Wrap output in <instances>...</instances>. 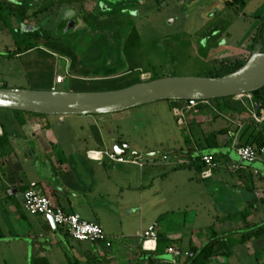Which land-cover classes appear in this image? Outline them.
<instances>
[{
  "label": "crops",
  "instance_id": "crops-1",
  "mask_svg": "<svg viewBox=\"0 0 264 264\" xmlns=\"http://www.w3.org/2000/svg\"><path fill=\"white\" fill-rule=\"evenodd\" d=\"M1 1L22 6L29 23L39 7H49L46 20H73L63 32L75 29L79 20H96L103 10L125 20L126 36L153 13L119 7L114 0ZM21 16H16L19 23ZM133 18L139 21L133 24ZM166 18L172 24L178 20L172 14ZM227 46L209 45L208 61L218 54L220 64L244 59L250 44L238 51ZM64 58L67 68L71 63ZM56 74L47 89H54ZM153 75L144 70L138 79ZM153 105H169L177 118L181 110L189 113L188 134L179 124L165 130L174 124L150 113ZM184 106L161 100L142 111L110 114L24 112L12 114L11 128L0 124V264H196L191 256L208 244L220 251L209 264H264V163L244 161L236 150L251 142L252 114L261 108L247 95ZM78 118L87 122L71 123ZM114 142L122 148L127 144L125 160L112 158ZM205 154L217 162L209 176H204ZM32 182L57 208L99 223L111 244L76 240L58 224L55 229L48 216L32 214L24 197ZM153 223L159 239L147 240L148 247L141 234ZM170 246L183 254L175 257Z\"/></svg>",
  "mask_w": 264,
  "mask_h": 264
},
{
  "label": "rangeland",
  "instance_id": "rangeland-1",
  "mask_svg": "<svg viewBox=\"0 0 264 264\" xmlns=\"http://www.w3.org/2000/svg\"><path fill=\"white\" fill-rule=\"evenodd\" d=\"M228 1L231 0H120L119 7L138 6L143 13L153 12L141 20L137 31L126 36L123 35L125 20L103 10L96 20H79V25L67 32H63L64 23L56 26L57 20L48 23L43 20L45 24L37 35H32L26 30L35 19L29 23L22 15L24 19L17 22L22 6L15 5V9L12 3L1 1L0 87L47 90L56 72L66 76L64 87L77 92L125 88L137 83L144 70L151 71L155 77L214 76L221 67L222 57L218 54L212 62L208 61L209 45H228L238 51L249 43L247 55L255 48V39L264 45V0H239L232 4ZM171 14L178 19L174 24L166 18ZM40 16L44 13L36 17ZM136 20L129 21L135 24ZM31 45L34 47L31 50L18 53ZM64 57L71 63L67 68ZM217 102L223 101L218 98ZM142 106L134 108L142 111ZM157 106L153 105L149 112L174 124V127L165 125V130H173L179 124L188 134L189 113L184 112L186 117L178 114L177 118L169 105L163 109ZM11 110L0 108L1 125L11 128L12 114L24 113ZM78 121L87 122L78 118L71 123ZM209 140L210 144L215 142L212 136Z\"/></svg>",
  "mask_w": 264,
  "mask_h": 264
},
{
  "label": "water",
  "instance_id": "water-1",
  "mask_svg": "<svg viewBox=\"0 0 264 264\" xmlns=\"http://www.w3.org/2000/svg\"><path fill=\"white\" fill-rule=\"evenodd\" d=\"M263 48V44L257 43L242 67L222 76H165L98 92L0 87V108L42 115L110 114L161 100L177 101L182 106L191 99H236L264 87ZM112 148L119 156L129 154L118 142H114ZM139 155L132 152V156ZM151 155L154 154H144ZM48 219L55 229L58 228L53 216Z\"/></svg>",
  "mask_w": 264,
  "mask_h": 264
},
{
  "label": "built area",
  "instance_id": "built-area-1",
  "mask_svg": "<svg viewBox=\"0 0 264 264\" xmlns=\"http://www.w3.org/2000/svg\"><path fill=\"white\" fill-rule=\"evenodd\" d=\"M66 82V76L63 74L56 75L55 78V87L63 85ZM252 97L253 94H244ZM244 95H239L238 99H242ZM211 100H197L191 99L186 101L184 108H192L194 106L202 104H210ZM183 108V109H184ZM182 115L184 111L182 110ZM252 118L255 123L261 125L264 123V107L261 108L258 112L252 114ZM0 134H2V129L0 126ZM124 148L127 147V144L123 145ZM236 150L242 160L248 162H255L257 160H262L264 163V146L252 145V144H238L236 145ZM114 160L123 161L124 157L112 154ZM202 160L208 166V170L204 172V176L211 175V169L217 166L214 155L205 154L202 155ZM36 182H32L30 187L24 192L26 206L32 214H42L45 216H53L55 222L62 228H64L69 235L80 241H91V242H106L108 245L111 244L108 235L106 234L104 228L96 222L88 221L84 219L80 214L76 213H67L61 208H57L52 203L51 199L40 193L36 189ZM143 239L154 240L156 241L159 237L158 224H151L142 234ZM168 251L173 253L175 257H179L183 252L173 246L168 248Z\"/></svg>",
  "mask_w": 264,
  "mask_h": 264
},
{
  "label": "trees",
  "instance_id": "trees-1",
  "mask_svg": "<svg viewBox=\"0 0 264 264\" xmlns=\"http://www.w3.org/2000/svg\"><path fill=\"white\" fill-rule=\"evenodd\" d=\"M229 4H232V2H239V0H231L228 1ZM22 15H25V10L24 8H22ZM49 7L45 8L44 5H42L41 7L38 8V10L36 12H34V14L36 16H38L39 14L44 13L46 10H48ZM257 43H259V39H255L254 40ZM34 48L32 45L31 46H27L24 50L19 51L18 53H23L25 51H28L30 49ZM254 48V47H253ZM264 50V48H263ZM251 54L247 55L244 59H240V60H236L235 62L232 63H227V62H223L221 63V67L219 68L218 72L216 73V75L214 76H222L225 75L227 73L233 72L237 69H239L240 67H242L247 60L250 58ZM158 77L153 76L150 80L155 79ZM140 82L142 80L138 79ZM253 97H254V101L257 107L259 108H263L264 107V87L254 91L253 93ZM222 99V101H227L228 99H232V97H225V98H219ZM215 101H218V99H216ZM230 109L231 110H236L237 107L235 104H231L230 105ZM259 125L256 123H251L250 127L251 128V142L249 144L252 145H258V146H264V123L263 125L261 124V128L259 129L258 127ZM215 141H216V136H213ZM1 142V141H0ZM216 144V143H215ZM215 157V156H214ZM159 239V238H158ZM220 253L219 249L215 248L214 244H208L207 246H205L204 248H202L199 252H196L193 256H191V258L194 259V263L196 264H209V259L210 257H212L213 255H216Z\"/></svg>",
  "mask_w": 264,
  "mask_h": 264
},
{
  "label": "flooded vegetation",
  "instance_id": "flooded-vegetation-1",
  "mask_svg": "<svg viewBox=\"0 0 264 264\" xmlns=\"http://www.w3.org/2000/svg\"><path fill=\"white\" fill-rule=\"evenodd\" d=\"M114 1H115V2H120V0H114ZM34 19H35L34 23H33L32 25H29V26H28L29 29H30L29 33H31L32 35H33V34H36V35H37V32H39L38 30H40V28L42 27V25L45 24V22H44L43 20H46V18H44V16H40V17H35ZM50 21H51V20H50ZM50 21H49V22H50ZM68 21H69V22H68ZM68 21H66V22H68V23H64V21H62V20H58L56 26H57V25L60 26L61 23H64V27H65V29H67V28H69L70 26H72V24H73V20H68ZM137 21H139V20H136V22H137ZM46 22L48 23V20H47ZM135 24H136V23H135ZM32 38H34V37H32ZM149 80H150V79H149Z\"/></svg>",
  "mask_w": 264,
  "mask_h": 264
},
{
  "label": "bare ground",
  "instance_id": "bare-ground-1",
  "mask_svg": "<svg viewBox=\"0 0 264 264\" xmlns=\"http://www.w3.org/2000/svg\"><path fill=\"white\" fill-rule=\"evenodd\" d=\"M148 247H152V242H147Z\"/></svg>",
  "mask_w": 264,
  "mask_h": 264
}]
</instances>
